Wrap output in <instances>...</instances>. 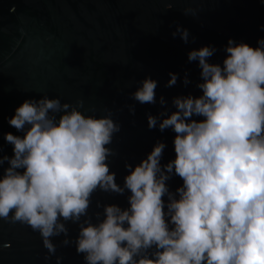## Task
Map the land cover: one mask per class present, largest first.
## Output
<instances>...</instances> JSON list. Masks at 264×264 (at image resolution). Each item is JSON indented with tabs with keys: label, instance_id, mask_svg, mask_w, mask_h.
Returning <instances> with one entry per match:
<instances>
[{
	"label": "clouds",
	"instance_id": "9594fccd",
	"mask_svg": "<svg viewBox=\"0 0 264 264\" xmlns=\"http://www.w3.org/2000/svg\"><path fill=\"white\" fill-rule=\"evenodd\" d=\"M177 35L188 43L186 28L177 25ZM216 51L188 52L200 69V95L173 97L175 111L161 96L162 110L147 115L150 130L175 133V158L162 165L166 143L157 140L138 164L125 163L123 185L108 163L121 130L110 109L86 115L83 101L25 99L8 118L22 135L3 133L13 154H0V220L38 232L50 255L52 238L63 234L67 245V224L78 225L84 264H264V38L256 47L230 38L222 64L209 62ZM169 77L165 87L177 83V73ZM157 86L148 76L130 96L156 104ZM173 176L182 180L174 192ZM97 191L128 192V206L97 201L103 213L93 222Z\"/></svg>",
	"mask_w": 264,
	"mask_h": 264
},
{
	"label": "water",
	"instance_id": "95a60500",
	"mask_svg": "<svg viewBox=\"0 0 264 264\" xmlns=\"http://www.w3.org/2000/svg\"><path fill=\"white\" fill-rule=\"evenodd\" d=\"M188 9L193 11L185 15ZM177 25L189 31L188 43L172 36ZM261 25L263 0H0V154H13L3 133L22 135L9 126L8 118L25 99L47 95L61 103L83 101L80 110L86 115L111 110L121 125L109 145L117 155L108 161L118 184L127 175L125 163L138 164L157 140L166 143L161 160L166 164L175 158V133L150 130L147 115L162 110L161 96L175 111L173 97L201 94L196 87L198 62H189L188 52L214 46L217 51L209 62L222 64L227 41L256 47L264 38ZM169 72L177 73L178 80L165 87ZM148 76L158 82L156 104H140L130 96ZM129 105L135 107L134 114ZM167 184L174 192L182 180L173 176ZM129 194L94 193L89 209L93 222L95 212L103 213L97 201L125 208ZM67 228L70 242L62 243L63 234L53 237L57 247L50 255L38 232L0 220V264H57V257L60 264H84L74 243L78 225L69 222Z\"/></svg>",
	"mask_w": 264,
	"mask_h": 264
},
{
	"label": "built area",
	"instance_id": "2783aa9c",
	"mask_svg": "<svg viewBox=\"0 0 264 264\" xmlns=\"http://www.w3.org/2000/svg\"><path fill=\"white\" fill-rule=\"evenodd\" d=\"M264 1V0H263Z\"/></svg>",
	"mask_w": 264,
	"mask_h": 264
}]
</instances>
